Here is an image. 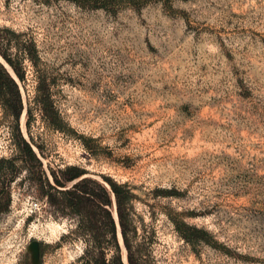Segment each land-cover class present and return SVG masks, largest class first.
<instances>
[{
	"label": "rangeland",
	"instance_id": "obj_1",
	"mask_svg": "<svg viewBox=\"0 0 264 264\" xmlns=\"http://www.w3.org/2000/svg\"><path fill=\"white\" fill-rule=\"evenodd\" d=\"M106 2L0 0V27L40 56L13 74L19 121L0 94V158L18 155L19 125L50 178L76 165L128 183L147 264H264V0ZM32 170L0 162V264L102 263Z\"/></svg>",
	"mask_w": 264,
	"mask_h": 264
},
{
	"label": "trees",
	"instance_id": "obj_2",
	"mask_svg": "<svg viewBox=\"0 0 264 264\" xmlns=\"http://www.w3.org/2000/svg\"><path fill=\"white\" fill-rule=\"evenodd\" d=\"M77 1L94 7L107 5V0ZM11 35L18 34L9 28L0 27V94L4 99V107L19 121L26 108L25 102L18 79L6 64L13 69L20 80H24L23 59L28 58L34 66H37L40 56L34 44L23 46L20 42H14ZM13 47L16 52H12ZM42 81L39 82L37 105L43 115L55 123L58 119V111L51 95L41 85ZM27 113H31V108H27ZM16 145L18 155L9 159L0 158V162L6 160L14 164L15 159L20 158L23 166L30 172L33 171L34 165L39 166V190L52 205L67 209L77 217L78 230L89 235L95 244H89L88 252L92 251L93 246L99 249L102 257V263L99 264H147L144 259V245L138 242L139 229L133 218L132 202L137 195L128 183L118 182L108 175H102L103 180L95 179L76 165L67 166L61 170L62 174L52 171L50 178L42 167V160L32 142L25 137L19 125H17ZM1 194L0 187V212L9 202L10 191L5 196ZM173 221L177 230L186 239L191 237L187 230L205 232L184 220L173 218ZM110 243H113L115 253L108 259L105 253Z\"/></svg>",
	"mask_w": 264,
	"mask_h": 264
},
{
	"label": "bare ground",
	"instance_id": "obj_3",
	"mask_svg": "<svg viewBox=\"0 0 264 264\" xmlns=\"http://www.w3.org/2000/svg\"><path fill=\"white\" fill-rule=\"evenodd\" d=\"M6 65L8 66L9 70L11 71V73L14 74L13 69L8 64H6Z\"/></svg>",
	"mask_w": 264,
	"mask_h": 264
}]
</instances>
